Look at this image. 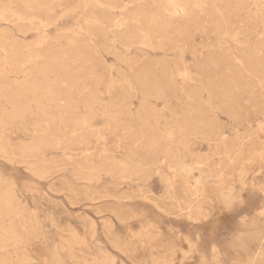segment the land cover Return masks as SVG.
Instances as JSON below:
<instances>
[{
    "label": "rangeland",
    "instance_id": "obj_1",
    "mask_svg": "<svg viewBox=\"0 0 264 264\" xmlns=\"http://www.w3.org/2000/svg\"><path fill=\"white\" fill-rule=\"evenodd\" d=\"M211 15L226 17L222 31ZM151 20L169 25L170 35L154 34ZM3 37L14 38L0 42L11 79L25 83L49 60L56 79L80 78L78 98L96 92L89 132L54 142L47 150L54 163L42 176L32 170L35 158L16 150L32 134L22 124L0 129L8 147L7 156L0 151L1 189L11 186L19 201L26 261L264 264V151L240 168L248 151L264 149V0H55L50 14L0 0ZM226 52L223 65L198 68ZM141 68L155 81L144 90ZM240 72L244 79L222 96L225 78ZM197 114L211 122L210 139L189 135L183 144L184 118ZM29 116L23 124L39 119L49 128L36 110ZM150 130L161 146L133 168L132 152ZM92 166L98 174L89 176Z\"/></svg>",
    "mask_w": 264,
    "mask_h": 264
},
{
    "label": "bare ground",
    "instance_id": "obj_2",
    "mask_svg": "<svg viewBox=\"0 0 264 264\" xmlns=\"http://www.w3.org/2000/svg\"><path fill=\"white\" fill-rule=\"evenodd\" d=\"M20 1L23 2L25 5L35 6L37 9L44 10L50 14L53 10V1L55 0H20ZM173 10L174 12H176L177 9H173ZM219 16L211 15L209 19V22L212 24L213 29L216 31H222L223 26H225L226 17L224 16L219 17ZM192 17L194 19L197 17V15L192 14ZM151 22L156 27L155 28L153 26L154 34L166 36V35H170V33L172 32L168 27L169 25L167 24L161 26V24H159L158 21L151 20ZM13 41H14L13 37H9V38L3 37V39H1L0 42L5 45L7 43L8 44L12 43ZM1 49H3V47ZM18 56L19 55L16 54H13L11 56L13 61H15L16 63L20 61L19 60L20 58ZM227 56H228L227 52L224 53V55H222L221 57H217L216 55H211L208 56L205 60L198 62L197 66L199 69H202L205 66L215 68L220 65H223L225 63ZM63 68L67 69L66 66ZM14 72L18 73L17 69H15ZM55 75H56L55 64L53 61L48 60L47 62L37 65V73L29 81L27 82L25 81V83H18L16 81L17 79H11L8 76V74H6L3 71L2 66L0 64V102L3 101L5 103V105L0 107V129L3 130L6 127L14 124H20V125L22 124L21 129L25 133L32 134L29 142L27 144L17 147L16 150L20 151L21 153L27 156L35 158V162L33 163L32 170L34 171L35 174L39 176H42L50 168L51 164L54 163L52 162L54 156L53 157L47 156V150L53 145V143L56 141L66 139L68 136L77 139L83 138L89 132L88 126L94 114L92 105L96 100V94H95L96 92L92 91V95L91 96L89 95V97L87 96L83 98H78L75 94V85L80 81V78H75V81L72 82L68 78L56 79V77H54ZM135 75H136L137 83L143 90L146 89L153 80L152 78H151L152 80L150 79L147 69L145 68L139 69ZM52 76L54 77V79L51 78ZM244 76L245 74L240 72L238 73V76L236 77V80L234 79V81L233 79H229V77H226L225 82L221 85V91L223 90L224 92V95L222 96H225L229 92L230 85L235 83V81H237V84L240 83L241 79H244ZM53 82H55V84ZM209 91L211 90L209 89ZM48 99L54 102L55 104L54 108L52 109L45 108L43 101ZM222 99H224V97H222ZM34 110H36V114H39V116L41 115L44 116V118H46V120L49 123V128L47 129L42 128L39 119H33L32 121L30 120V123L28 125L23 124L25 122V119H27V116L33 114ZM231 110H230V115L236 118L234 114L235 112H232ZM198 115L200 116V114H197L196 116H193L190 119L188 117L184 118L185 128L180 132L181 142L183 144L186 143V139L189 135L202 139L203 138L210 139L209 137L211 134V122L205 120L202 117H199ZM234 120L236 121V119ZM141 124L147 130H149L148 126L151 125L149 121H147L146 119H141ZM148 134L149 137L147 138V140L139 144L137 152L134 151L132 152V154H134L136 157L135 161H133L134 163L131 165L133 168L137 165L148 164V160L150 157H152L153 153L156 150V147L158 146L159 148V146H161L160 137L156 136L154 131L150 130L148 131ZM5 144H3L2 140L0 139V151L5 156H7L8 147ZM263 151H264L263 148L262 149L255 148L251 151H248L247 157L242 160V164L240 168L245 169L246 168L245 165L248 162L258 160V157H260L261 154H263ZM8 158H10V156H8ZM105 162L109 166L115 165V160L112 157L107 158V161ZM96 170L97 167L92 166L91 173L89 176L96 175L97 173ZM244 174L245 173H243V175ZM223 181L224 180L222 179L220 182L222 183ZM1 183H2V179L0 177V215L1 217L9 216V219L5 223L0 222V264H30L29 261H26L27 258L22 251L23 245L25 243H28V240L22 236L19 228L21 223L20 221L16 220V217L18 218V215H20L19 201L17 200V197L12 187L7 186L8 188L1 189ZM226 189H227L226 187H222L220 192L226 193L227 192ZM233 196L234 195L232 194V197ZM201 212L202 211L196 212V216ZM26 231H28L29 233L32 232V230H26ZM28 237L29 236H27V238ZM72 238L69 240L70 241L74 240ZM85 264H97V262L85 263Z\"/></svg>",
    "mask_w": 264,
    "mask_h": 264
}]
</instances>
